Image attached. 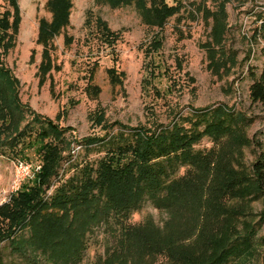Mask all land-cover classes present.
<instances>
[{
  "label": "rangeland",
  "instance_id": "rangeland-1",
  "mask_svg": "<svg viewBox=\"0 0 264 264\" xmlns=\"http://www.w3.org/2000/svg\"><path fill=\"white\" fill-rule=\"evenodd\" d=\"M16 1V44L7 55L0 49V81L10 77L20 100H0V205L19 158L39 164L50 155V170L61 164L57 184L108 154L91 143L98 138L175 127L187 155L172 176L175 203L161 211L147 201L130 220L172 247L166 257L144 254L127 264H263L264 189L253 167L264 157V103L251 86L264 80V0H167L175 11L163 27L149 21L157 16L149 0L141 9L69 0L70 24L45 45L39 26L51 20L49 0ZM6 10L13 11L10 1L0 0ZM97 17L120 34L114 50L97 36ZM0 215L2 264L46 259L15 251L13 215L7 207ZM108 225L94 229L80 264H94L113 245L117 233ZM21 235L28 239L30 230Z\"/></svg>",
  "mask_w": 264,
  "mask_h": 264
},
{
  "label": "trees",
  "instance_id": "trees-1",
  "mask_svg": "<svg viewBox=\"0 0 264 264\" xmlns=\"http://www.w3.org/2000/svg\"><path fill=\"white\" fill-rule=\"evenodd\" d=\"M9 1L13 11L0 13V49L6 55L15 47L21 24L17 1ZM107 1L118 7L130 1L141 9L146 0ZM149 1V10L154 8L157 13V16L151 15L149 18L152 26H165L175 6L167 0ZM47 7L52 17L50 21L42 19L40 22L38 42L43 45L70 24L69 0H49ZM94 24L99 39L114 50L120 34L112 31L100 17L95 18ZM153 44L158 48L162 41L155 38ZM47 61V70H50V56H47ZM154 72L152 80L154 76H159L160 71L154 68ZM9 78L0 81V100L8 105L12 102L17 105L16 102L20 100ZM146 83H149L148 80ZM251 96L264 103V80L256 81L251 86ZM49 124L57 128L52 122ZM174 129L145 136L139 128L132 139L125 134H119L117 140L98 138L91 143L107 146L108 154L95 165H84L57 184L53 180L61 164L50 170V155L45 153L43 162L39 163L41 169L35 177L26 181L10 201L0 206V212L6 207L11 211L13 217L8 216L7 219L14 222V233L20 234V239L13 244L14 250L26 255L25 258L30 256L28 252L34 255L39 252L46 257L45 260H38L36 256H30L29 264H80L88 250L90 235L96 227L105 223L117 235L113 245L108 246L104 256L99 257L94 264H127L128 259L135 262L144 254L166 257L172 245L155 244L148 239L150 225H131L130 220L147 201L161 211L170 209L175 203L177 181L172 176L185 167L184 158L187 155L181 152L186 138ZM40 153L44 154L41 150ZM253 169L259 187L263 190L264 157H259ZM11 202L16 204L15 207L8 206ZM25 229L30 230L26 240L21 237Z\"/></svg>",
  "mask_w": 264,
  "mask_h": 264
},
{
  "label": "built area",
  "instance_id": "built-area-1",
  "mask_svg": "<svg viewBox=\"0 0 264 264\" xmlns=\"http://www.w3.org/2000/svg\"><path fill=\"white\" fill-rule=\"evenodd\" d=\"M41 169V165L34 164L31 161L17 159L14 162L13 179L8 191L4 192V203L11 200L12 195L16 194L23 184L35 177L36 172ZM1 204V205H2ZM0 205V206H1Z\"/></svg>",
  "mask_w": 264,
  "mask_h": 264
}]
</instances>
